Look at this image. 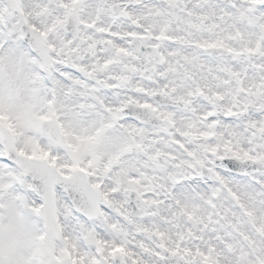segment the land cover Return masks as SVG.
Listing matches in <instances>:
<instances>
[{"label": "snow or ice", "instance_id": "1", "mask_svg": "<svg viewBox=\"0 0 264 264\" xmlns=\"http://www.w3.org/2000/svg\"><path fill=\"white\" fill-rule=\"evenodd\" d=\"M0 264H264V0H0Z\"/></svg>", "mask_w": 264, "mask_h": 264}]
</instances>
